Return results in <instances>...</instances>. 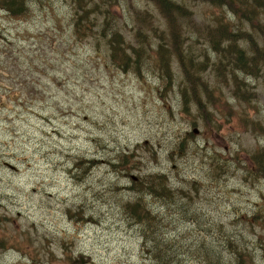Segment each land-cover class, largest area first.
<instances>
[{"label": "rangeland", "instance_id": "obj_1", "mask_svg": "<svg viewBox=\"0 0 264 264\" xmlns=\"http://www.w3.org/2000/svg\"><path fill=\"white\" fill-rule=\"evenodd\" d=\"M50 1L51 8L32 5L30 19L20 24L24 31H16L7 20L3 23L10 28L6 34L14 39L20 34L32 33L30 40L21 38L24 42L18 45L22 58L32 65L34 79L40 82L37 87L42 90L43 96L35 97L27 104L28 107L15 101L8 102V105L0 104V213L14 218L19 230L30 229L36 238L47 239L44 240L45 245L51 242L49 260L42 256L45 264H68L67 254L79 260V252L91 257L85 264H153L146 259L142 249L139 226L125 221L115 203L111 207L103 201L109 197L105 192L107 188L115 183L128 186L130 179L111 172L104 164L94 169L86 162H79L80 169L75 173L80 178L77 179L68 171L69 165L74 162H68L77 155L90 156L85 157L88 159L112 156L119 149L147 138L155 144V153L143 152L141 147L140 153L147 160L137 161L142 169L136 172L144 174L151 170L168 171L170 174L172 164L167 158L172 145L170 135L179 127L183 132L191 131L193 120L201 129L194 140L203 152L193 159L178 156L176 160L181 177L188 180L200 178L206 187L191 190V198H181L179 204L183 203V208L177 213L189 214L191 220L197 212L202 220L193 225L187 221L189 219L179 216V224L183 227L188 223L187 226L192 228L208 225V220L202 217L201 213H204L224 221L226 232L222 235L239 236L243 232L250 245L258 244L254 236L258 239L262 234L264 236V219L256 218V221L253 215L258 211L264 216V207H260V203L264 202V181L245 182L239 174L225 171L229 176L222 174L221 190L210 186L209 170L211 157L219 154L218 151L224 153L212 147L214 143L231 146L233 153L240 151L241 143L249 149L248 152H254L264 147L262 137H256L251 132H226L224 138L216 133H204L205 123L201 118L197 115L191 117L179 106L177 86L175 92L174 89L170 91L168 98L174 119L163 122L157 117L160 103L156 91L144 87L134 73L106 69L95 42L85 39L89 32L97 33V28H83L82 35L76 39L71 29V3L68 0ZM188 1L193 3L190 8L192 19L199 22L209 19L210 9L206 4L199 3V0ZM118 4L117 9L122 13L120 25L125 27L123 30L127 36L131 26L129 13L134 7L149 9L160 20L156 8L145 0H118ZM236 21L243 23L238 19ZM26 29L28 33H25ZM236 32L232 25L230 35ZM175 40L181 43L183 37L179 35ZM201 42L204 41L197 44L198 52L204 49ZM238 72L243 76L242 72ZM253 78L247 79V82L252 80L259 92V100L254 106L264 109V84ZM223 86H218L219 93ZM236 108L245 110L241 106ZM248 112L252 114L255 111ZM163 114L171 118L168 111L164 110L162 117ZM232 115L225 117V121ZM209 125L215 128L224 126L214 122ZM95 138H99V142ZM225 153L228 155L229 151ZM240 154L243 158L248 157L241 151ZM221 162L226 163L225 160ZM87 173L91 176L89 181L79 184ZM172 176V179L176 178L175 174ZM188 180L179 182L189 188ZM94 186L101 190L100 196L106 193L103 199H98ZM110 201L113 202L112 199ZM80 206L87 213H96L98 221L82 225L70 220L67 210L77 211ZM233 207L238 213L232 210ZM245 213L247 216L242 221L236 222L229 217V214L235 218ZM63 243L66 248L62 247ZM19 256L20 252L12 254L11 258L15 261ZM0 264L5 262L1 260Z\"/></svg>", "mask_w": 264, "mask_h": 264}, {"label": "trees", "instance_id": "obj_2", "mask_svg": "<svg viewBox=\"0 0 264 264\" xmlns=\"http://www.w3.org/2000/svg\"><path fill=\"white\" fill-rule=\"evenodd\" d=\"M74 1L80 9H83L85 19L92 11L101 12L98 4H94L92 9L86 8L91 4V0ZM153 1L167 18L170 35L168 36L167 32L159 35L157 30H152L153 36L160 41L156 49L152 48L150 35L142 32V25L148 23L147 16H143L140 18L137 37L134 39V43L130 44L116 30L114 20L105 17L99 37L110 49L112 62L123 71H135L139 75H143L142 72L150 64L154 63L155 67H162L164 73L162 71L160 73L164 80L162 85H165L163 92L165 95L166 90L174 83L173 73L169 68L172 58V62L179 63L183 75L178 83L183 106L186 109L192 105L197 106L196 109H191L189 112L191 117L197 115L205 125H209L210 122H213L212 120L217 119L214 112L209 109L222 105L230 115L233 114V118L236 117L234 120L236 125L242 126L248 120V116H241L242 114L234 112L231 106L223 101L221 89L228 88L238 101L250 104L249 107H252V103L258 99L259 94L256 87L248 83L247 79L264 78V0H207L216 6H222L221 8L227 6L226 8L235 15L233 14L234 20L225 18L224 15H221L220 18L217 16L218 18L216 17L213 23L202 26L191 20L188 0H184L186 5L173 0ZM237 19L243 23L238 24ZM186 22L189 24L191 34L184 35ZM232 25L238 32L230 35ZM179 35L183 37L181 43L175 40ZM195 35L201 39H196ZM167 39L168 46H165L163 41ZM199 41H204L201 42L204 46L201 52H198L197 49ZM207 52L215 54L216 60L214 61ZM238 71L242 72L243 76H240ZM218 86H223L220 88V93ZM159 108L161 109V107ZM252 128L254 131L259 130L264 137L262 121L253 120ZM218 129L220 130V128ZM181 133V131L177 132L176 139L171 142L172 145L169 148V158L173 164L172 167L177 169L176 173L178 172V166L175 164L176 156L181 157L183 154L200 152L199 145L193 142V133ZM142 145L144 146L143 152L155 153V144L151 140H146L144 144L137 142L135 148L119 149L114 155L107 156L106 161L113 170L126 175L134 169L141 170L137 161L147 160L142 153L138 152ZM242 150L241 146L240 151ZM220 157H214L219 168L222 166L219 161ZM239 157V151L235 152L233 158L239 159ZM249 160L248 165L242 166L248 171V177L256 178V180L264 179V147H260L254 152L251 151ZM88 162L93 166L98 163L95 159ZM86 177H88V173L85 175ZM169 178V174L165 172L163 174L146 171L132 186L135 199L123 206L126 213L134 215L138 222L145 224V229L150 232V234L146 233L147 239L151 235L156 238L151 243V252L159 262L158 264H172L178 259V255L175 254L176 246L169 240H157V232L162 225H166V222L158 218V213L149 205L146 196L151 195L153 200L165 199L170 206L178 205L180 201L179 188L170 186ZM185 248L187 251L184 254L188 251L194 253L191 247ZM194 255L198 258V255L195 253ZM207 259L212 262L218 261L220 258L209 256ZM180 261L181 259L175 264H179Z\"/></svg>", "mask_w": 264, "mask_h": 264}, {"label": "bare ground", "instance_id": "obj_3", "mask_svg": "<svg viewBox=\"0 0 264 264\" xmlns=\"http://www.w3.org/2000/svg\"><path fill=\"white\" fill-rule=\"evenodd\" d=\"M191 4H193V3H191V2H189V1H187V5L191 8ZM228 10L229 9H225L224 11H221V15H223V14H225L226 13V11L228 12ZM222 17V16H221ZM230 17H231V20H234V15L233 14H230ZM218 18V17H217ZM219 18H220V16H219ZM226 18V17H225ZM226 20V19H225ZM169 98V97H168ZM174 113V112H173ZM195 124H197V123H195ZM159 139V138H158ZM111 158V157H110ZM108 159V158H107ZM240 205V204H239ZM239 210V209H238ZM242 212V211H241ZM238 213V212H237ZM240 215H242V214H240Z\"/></svg>", "mask_w": 264, "mask_h": 264}]
</instances>
